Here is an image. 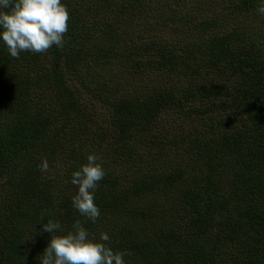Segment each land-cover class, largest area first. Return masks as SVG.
<instances>
[{"label":"trees","instance_id":"obj_1","mask_svg":"<svg viewBox=\"0 0 264 264\" xmlns=\"http://www.w3.org/2000/svg\"><path fill=\"white\" fill-rule=\"evenodd\" d=\"M62 2L63 48L0 43V264H39L40 223L83 220L70 181L91 152L107 174L85 226L127 264H264L258 0Z\"/></svg>","mask_w":264,"mask_h":264},{"label":"clouds","instance_id":"obj_2","mask_svg":"<svg viewBox=\"0 0 264 264\" xmlns=\"http://www.w3.org/2000/svg\"><path fill=\"white\" fill-rule=\"evenodd\" d=\"M256 12L264 16V0H258ZM69 20V9L62 0H0V43L13 58L22 52L44 54L53 46L63 48ZM86 161L71 173L70 181L76 187L71 204L83 220L76 219L68 230L58 219L40 223L41 232L51 238L36 257L39 264H127L129 250L113 249L107 232H100L97 238L85 226L87 221L95 224L101 216L95 200L99 182L107 174L95 152L89 153ZM39 169L41 173L49 170L47 158Z\"/></svg>","mask_w":264,"mask_h":264},{"label":"rangeland","instance_id":"obj_3","mask_svg":"<svg viewBox=\"0 0 264 264\" xmlns=\"http://www.w3.org/2000/svg\"><path fill=\"white\" fill-rule=\"evenodd\" d=\"M197 1L199 2V1H201V0H192V4H195L196 3V6L198 5L197 4ZM160 33H162L160 36L161 37H165L166 39L168 38H170V39H172V36L171 37H169L168 36V31H166L165 29H162V31H160ZM121 167V169L123 170V171H125V172H127V170H126V167L124 166V165H121L120 166Z\"/></svg>","mask_w":264,"mask_h":264}]
</instances>
